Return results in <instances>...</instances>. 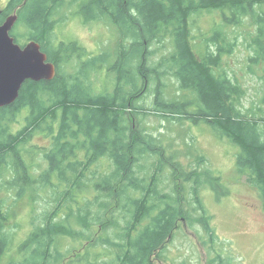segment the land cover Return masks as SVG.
<instances>
[{"label":"trees","instance_id":"1","mask_svg":"<svg viewBox=\"0 0 264 264\" xmlns=\"http://www.w3.org/2000/svg\"><path fill=\"white\" fill-rule=\"evenodd\" d=\"M205 11H219L222 24L197 44L192 18ZM67 12L110 26L115 39L94 55L74 38L55 39ZM15 13L12 36L39 42L57 76L26 80L16 101L0 107V264L16 242L13 210L27 198L46 202L28 217L30 233L7 264H154L167 260L185 219L202 224L213 249L218 236L201 191L221 177L203 167L204 157L188 170L181 155L191 152L172 150L145 124L153 113L203 120L228 137L264 208V96L246 108V89L223 66L238 40L225 29L249 22L251 71L264 80V0H8L0 25ZM37 132L51 147L33 164L36 150L24 146ZM215 253L210 264H229Z\"/></svg>","mask_w":264,"mask_h":264},{"label":"rangeland","instance_id":"2","mask_svg":"<svg viewBox=\"0 0 264 264\" xmlns=\"http://www.w3.org/2000/svg\"><path fill=\"white\" fill-rule=\"evenodd\" d=\"M7 3L8 0H0V9ZM69 15L67 12L62 14V18L60 17L63 22L54 32L55 39L70 41L74 38L94 55L100 54L104 47L116 37V32L108 25L84 24L80 17L70 18ZM220 24H222V17L219 11H205L195 15L191 23L192 36L195 37L193 42L199 44L200 37L209 36L214 32L213 28ZM225 30H229V35L232 38L237 37L238 40L234 52L223 58V66L246 89V95L242 99L243 105L246 108L257 109L264 96V80L261 79V73L255 74L251 71L254 66L249 60L253 49L248 45L255 27L247 22L242 26H232ZM101 79L103 83H108L106 73L101 75ZM100 85L98 78L97 86L100 87ZM144 121L152 132L158 136L162 135L164 143L170 145L172 150L191 152L188 155H181L182 161L188 162L186 166L188 170L197 166L198 160L204 157L205 161L201 163L203 167H209L216 176L221 177V183L216 189L205 187L201 191L204 204L213 215L212 226L218 236L213 249L203 242L207 241L208 237L202 224L190 226L185 219L181 221L180 227L167 243L165 252L167 260H155L154 264H210L216 251L221 253L229 264H264V208L259 193L248 182V176H242L238 170L239 148L236 144L220 131L215 130L211 123L203 120L197 123L192 119H184L180 122L169 121L166 117L153 113ZM23 123L20 118L14 124V130L19 131ZM25 147L26 145L24 149L36 150L34 160L31 162L34 164L41 159V150L51 147V142L43 133L37 132ZM29 154L31 152L26 153V155ZM45 167L46 163L38 168L35 174H40ZM7 177L10 178V176ZM45 202L40 200L35 204L27 198L14 208L9 226L15 232L16 242L7 254L4 264L16 257L19 242L27 237L31 230L28 217L30 219L35 214L34 208L37 205L36 213H40ZM200 216V211L194 213L195 219ZM80 241L82 243H78L77 252H80L82 245H85V241Z\"/></svg>","mask_w":264,"mask_h":264},{"label":"water","instance_id":"3","mask_svg":"<svg viewBox=\"0 0 264 264\" xmlns=\"http://www.w3.org/2000/svg\"><path fill=\"white\" fill-rule=\"evenodd\" d=\"M17 20L15 13L0 25V107L16 101L26 80H52L57 76L56 64L39 42H16L12 31Z\"/></svg>","mask_w":264,"mask_h":264}]
</instances>
